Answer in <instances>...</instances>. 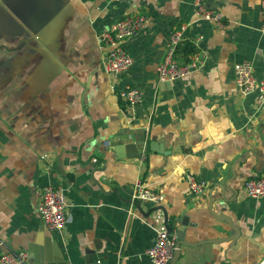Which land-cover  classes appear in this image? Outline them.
<instances>
[{
  "label": "crops",
  "instance_id": "obj_1",
  "mask_svg": "<svg viewBox=\"0 0 264 264\" xmlns=\"http://www.w3.org/2000/svg\"><path fill=\"white\" fill-rule=\"evenodd\" d=\"M262 0H212L218 24L195 21L194 0H0V254L25 250L24 264H148L157 229L195 226L193 246L173 264H264V196L245 182L264 175V92L243 95L235 65L264 71ZM147 15L125 42L133 59L105 69L101 33L124 16ZM202 33V64L162 82L157 67L171 35ZM184 41L177 58L186 62ZM140 89L130 110L119 98ZM205 180L193 194L186 176ZM141 180L161 205L135 201ZM62 187L70 218L45 226L37 206ZM140 203L142 211L137 207ZM237 228L238 234L231 227ZM236 235L235 241H209Z\"/></svg>",
  "mask_w": 264,
  "mask_h": 264
},
{
  "label": "built area",
  "instance_id": "obj_2",
  "mask_svg": "<svg viewBox=\"0 0 264 264\" xmlns=\"http://www.w3.org/2000/svg\"><path fill=\"white\" fill-rule=\"evenodd\" d=\"M211 1L194 0L195 21L203 20L213 25L221 22L223 15L210 7ZM261 6L262 30L264 31V0H262ZM147 19L145 14L127 15L101 33L100 42L106 51L105 69L109 75L117 77L130 69L133 59L125 48V42L145 28ZM190 26L191 23L183 24L171 35L166 48V56L157 67L160 81H172L186 77L192 73L195 67L202 64L199 43L204 35L199 33L188 40L187 31ZM186 40L190 41L196 49L189 56V61L180 62L177 58V51ZM235 77L236 84L243 95L254 91L264 92V71L261 77H257L254 74L253 65L249 61L235 65ZM119 98L127 104L130 110H133L141 101L142 93L137 87L127 85L120 91ZM186 180L190 191L195 195L202 194L208 188V183L205 180L198 179L192 174H188ZM244 190L250 197L264 196V175L248 179L244 184ZM133 199L158 206L162 204L165 197L160 191L151 189L141 180H137L134 185ZM67 208L68 199L62 187L50 184L41 190L37 210L47 229L61 231L67 226L70 220ZM176 249V231L168 233L163 225L157 229L153 245L146 250L148 264H172ZM29 257V252L25 250L5 252L0 254V264H24L29 260Z\"/></svg>",
  "mask_w": 264,
  "mask_h": 264
},
{
  "label": "water",
  "instance_id": "obj_3",
  "mask_svg": "<svg viewBox=\"0 0 264 264\" xmlns=\"http://www.w3.org/2000/svg\"><path fill=\"white\" fill-rule=\"evenodd\" d=\"M140 203H137V207L140 211H142V208L140 207ZM158 210H162L164 212V216H165V224H166V229L168 231V233H172L174 231V228L172 227V225L169 223V217L168 214L166 212V210L164 209V207L159 206V207H155L153 209H150L147 212V216H149L152 212L158 211ZM182 226H185L184 229H181L180 227L177 228L176 230V235H177V249L175 251V255L174 258L172 260V264L173 262H175L178 257L180 256V251H181V246L185 245V246H193L195 244H200L202 242H206L204 241H197V242H192L190 241L189 238H193L196 236V231H195V226L190 225L186 220L182 221ZM232 229L234 231H236V234H238L237 228L233 227V225H231ZM238 238L236 237V235H232L231 237L228 236V238H216V239H210L209 241H222V240H227V241H235Z\"/></svg>",
  "mask_w": 264,
  "mask_h": 264
},
{
  "label": "trees",
  "instance_id": "obj_4",
  "mask_svg": "<svg viewBox=\"0 0 264 264\" xmlns=\"http://www.w3.org/2000/svg\"><path fill=\"white\" fill-rule=\"evenodd\" d=\"M195 51L194 47L192 45L184 46L183 48V54L185 56H188V59L186 61H189V56ZM173 225V223H171Z\"/></svg>",
  "mask_w": 264,
  "mask_h": 264
}]
</instances>
